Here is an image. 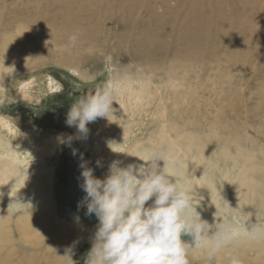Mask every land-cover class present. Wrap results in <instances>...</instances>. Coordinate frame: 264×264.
<instances>
[{
	"label": "bare ground",
	"instance_id": "6f19581e",
	"mask_svg": "<svg viewBox=\"0 0 264 264\" xmlns=\"http://www.w3.org/2000/svg\"><path fill=\"white\" fill-rule=\"evenodd\" d=\"M13 1L8 3L9 0H3L1 4L4 8H0V102L7 99V92L10 93V100L15 101L8 103L9 107L4 108L5 111L0 110V264H53L56 255L48 258L38 247L48 237L46 235L52 226V214L57 216L61 225L72 224L78 231L85 226L95 233L98 224V221L87 222L79 211L65 216L61 213L62 216L56 215L58 202L55 172L58 148L62 145L58 136L63 134L66 137L77 133H73V130L76 131L74 127H67L66 119L53 117L56 113L53 109L56 107L54 102H68L55 94L62 85L49 74H30L23 77L19 74L21 71L39 67L34 64L39 62L41 49L37 50L34 60H29L31 56L25 54L24 47L33 43L29 35L31 27L27 26L29 22H36L37 26L42 22L44 31L39 35L40 42L46 44L51 40L54 44H61L67 52L66 60L70 64L68 67L81 79H93L94 75L83 70L79 62L82 65L84 62L89 64L100 61L104 56L113 58L119 55V58H129L133 64L112 71V76L118 84L119 104L113 105L114 109L109 117L111 121L106 118L97 119L88 125V138L76 140L83 152L93 159L95 167L98 159L102 161L103 166L96 167L98 177L107 173L108 165L113 160L119 159L124 165L142 162L138 157L126 154L128 152L137 156H146L152 150L166 152L170 162L169 171L182 176L189 188L195 187L204 197L198 211L205 219L212 222L214 213L217 217L230 219L233 211L239 217L237 238L211 264H227L223 258L228 251L238 253L244 264H264V235H249L251 225H264V180L260 178V173L264 171V162H258L255 152L239 143L234 144L237 153H229L227 150V153L224 152L220 147L222 144L212 151L202 142L195 144L187 134L179 132L180 122L177 118L168 116L167 104L171 99L175 100L177 88L184 86L177 80L173 81L172 75L180 71L185 72L186 68L181 70L182 64L179 62L169 67L164 66L162 62L156 65L148 63L149 60L169 57H172V62L180 61L179 59L199 62L211 47H222L224 39L217 37L211 41L213 34H210L207 41L199 40L201 44L188 37L194 29H208V25L199 23V19L207 16V13L203 15L201 6L212 4L213 1ZM247 1L251 4L253 0ZM77 32V42L72 44L69 37ZM189 39L193 46L188 44ZM236 41L237 39L232 40L234 43ZM202 45L205 46L203 50ZM79 51L85 53L81 54ZM14 52L17 55L23 52L20 57L24 62L18 66V58H14ZM44 60L45 58L41 59L40 63ZM157 72L165 73L166 76L169 73L172 75L165 81L162 76L155 78ZM179 78L183 79L184 75L181 74ZM159 82H168L175 90L169 89V94L166 92L168 87L158 84ZM18 99L27 103L18 108ZM30 103L35 105V112L42 111L47 118L62 122L57 132L43 134L39 131L38 122L30 118L32 114H36L29 109ZM43 104L44 108H39ZM13 110L19 111L12 115L10 113ZM143 111L152 112L155 118L149 125L159 123L155 132L149 134V141H152L154 146L145 147L141 141H137L128 148H119V145L129 138L131 131L127 115L129 112L133 116L140 115ZM124 123L125 127L122 128ZM180 138L181 141L185 138L187 143L181 144ZM108 141H113L111 146L117 152L109 148ZM161 144L165 147L160 148ZM227 149L230 150V147ZM188 169L191 174L185 175ZM204 182L212 189V200L219 210L210 203L209 196L205 197ZM11 190L12 196L9 195ZM221 190H224L223 195ZM220 196L226 207L218 204ZM250 197L254 199L248 200ZM28 202L31 203V210L23 208L22 203ZM243 204L249 206V211L241 209ZM77 215L80 217L79 223L75 219ZM62 227V234L48 240L44 249L53 250L59 237L65 236L64 233L68 230ZM82 236L81 230L80 239ZM85 243L91 244V239L79 241L75 245V251L79 244ZM200 249L206 250L201 247L194 251ZM205 253L207 254V250ZM205 264H208L206 260Z\"/></svg>",
	"mask_w": 264,
	"mask_h": 264
},
{
	"label": "rangeland",
	"instance_id": "374dc122",
	"mask_svg": "<svg viewBox=\"0 0 264 264\" xmlns=\"http://www.w3.org/2000/svg\"><path fill=\"white\" fill-rule=\"evenodd\" d=\"M2 1L0 0L1 9L4 8L1 4ZM12 1L9 0L8 3ZM17 1L20 0H14L13 2L17 3ZM204 1L209 2V0ZM211 1H213L212 4L206 3L201 6L203 15L207 13V16L202 17L201 20L199 19L200 25L205 23L208 25V29L207 27L204 30L194 29L189 33L188 37L190 39L194 38V42H199L202 39L207 41L210 34H213L214 38L211 41L217 37L224 39L222 47H211L199 62L196 60L186 62L181 59H179L181 62H172L170 60L172 57H169L161 60H149L148 63L156 65L158 62H162L164 66L169 67L173 66L175 62H179L182 64L181 70L186 68L185 72H176L174 75L169 73L166 76L165 73L162 74L160 72L155 75L156 79L162 76L163 80L168 79L172 75L173 81L177 80L184 84V86L177 88L178 92L174 95L175 100L171 99L167 104L168 116L177 118L178 122H180L179 132L182 131L187 134L195 144L202 142L208 146L207 149L212 151L219 148L218 146L222 144L230 147V150H228L227 147L224 148L221 145L220 147L223 148L224 152L237 153L234 144L239 143L244 148L254 151L258 162H264V0H253L251 4L248 1L246 2V0ZM250 13H252V18H250ZM188 18H190V15H188ZM27 26L31 27L29 29L30 34H28L33 43L28 47H24L26 49L25 54H28L29 57L31 56L29 60H34L37 50L41 49L39 62L34 64V66L39 67H34L35 69H31L32 71H21L19 74H22L21 77L29 76L30 74H49L59 85H62V88L58 89L59 92L55 94L61 96L65 101L71 102L73 92H83L85 94L96 84L104 81L110 70L112 73V71L123 66H133L129 58L125 56L119 58V55H115L116 57L114 56L113 58L104 56L100 61L89 62V64L84 62L82 65V63L77 62L83 70L85 69L94 75L93 79H81L76 72L68 67L70 64L66 60L67 52L61 44H54L51 40L47 41L46 44L40 42L39 35L44 31L42 22L39 23V27L36 22H29ZM33 33H36V35H33ZM234 36H238V38ZM190 39L188 44L192 45ZM233 39H237L236 43L232 42ZM204 47L202 45L201 50ZM79 52L81 54L85 53V51ZM14 54L16 56L14 57L15 59H21L20 61L17 59V66L24 62L23 58L20 57L23 52L18 53V55L14 52ZM43 58H45V63H40ZM51 71L57 72L60 78H55L50 74ZM181 74L184 75L183 79L179 78ZM20 75H18L19 78ZM182 80L183 82H181ZM158 84L168 87L166 92L169 94H171L169 89L175 90L174 87L169 86L168 82H159ZM7 96L6 100L0 102L1 111H5L6 107H9L7 106L8 103L15 102L14 99L10 100L9 92H7ZM24 103L26 104L27 102L21 99L16 102L17 107L20 108ZM30 104L31 107L29 106V109L33 113L38 114V116L32 114L30 118L32 117L38 122L39 131L43 134L57 132L62 122L52 120L50 117L47 118L42 111L36 110L35 112V108H33L35 105L33 103ZM39 108H44V104ZM18 111L13 110L10 114L13 115ZM11 117L13 118V116ZM127 117L129 118L132 132L130 131L129 138L125 140L124 144L119 145V148H128L137 141H141L142 146L153 147L154 143L149 141V134L155 132L159 123L149 125L155 119L152 112L143 111L140 115L135 116L129 112ZM124 127L125 123L122 124V128ZM106 132L107 130L105 129L104 133ZM180 142L181 144L187 143L185 138H182V141L180 138ZM159 147L164 148L165 145L161 144ZM105 159H107L106 156ZM260 178L264 180V171L260 173ZM203 185L206 188L205 197L208 198L209 196L208 199L211 200L212 189L207 186L206 182ZM193 190H196V188L194 187ZM221 191L223 195L224 190ZM250 199L254 198L250 197L248 200ZM218 204L226 207L222 196L218 197ZM241 209L249 211L250 208L244 205ZM55 210L56 215L62 216L57 210V204ZM52 218V226L51 228L49 227L48 235H46L48 237L38 247L39 251L42 250L45 253L42 254L47 255L48 258L53 254L56 255V260L53 264H60L57 254L63 255L65 248L74 241L84 242L91 239L94 232L82 224L83 236L80 239L81 230H76L69 223L61 225L58 223L59 220L55 214H52ZM262 223L264 224V222ZM61 226L68 232L64 233V237H59L53 250L44 249L53 236L62 234ZM205 251L204 249L197 251L193 249L189 256L190 264H205V260L208 264H211L212 261L216 260V257L208 259ZM223 259L227 261L226 257Z\"/></svg>",
	"mask_w": 264,
	"mask_h": 264
},
{
	"label": "clouds",
	"instance_id": "9594fccd",
	"mask_svg": "<svg viewBox=\"0 0 264 264\" xmlns=\"http://www.w3.org/2000/svg\"><path fill=\"white\" fill-rule=\"evenodd\" d=\"M78 36V32L73 33L70 42L75 44ZM117 96L118 84L110 70L104 81L73 99L65 123L74 127L77 135L60 134V143L71 147L73 140L88 138L90 123L99 118L111 121L113 105L119 104ZM112 142L108 141V146L117 152ZM72 154L76 156L78 150L73 148ZM126 154L142 162L124 165L119 159L113 160L103 177H97L94 168L89 167L90 162L79 154L80 187L86 195L78 202V208H86V216L94 214L98 219L82 264H190L193 249L203 247L207 258L213 259L237 238L240 221L235 211L230 219L217 217L216 213L212 222L205 219L198 211L204 197L189 188L182 176L169 171L166 152L152 150L146 156ZM102 166L98 159L96 167ZM189 174L188 169L185 175ZM9 195L12 196V190ZM210 203L218 209L212 199ZM22 205L31 210L30 202ZM75 219L80 222L78 215ZM249 235H264V225H251ZM77 243L78 240L67 246L63 255L57 254L60 264H80L73 259ZM226 259L227 264H244L235 252L226 253Z\"/></svg>",
	"mask_w": 264,
	"mask_h": 264
},
{
	"label": "water",
	"instance_id": "95a60500",
	"mask_svg": "<svg viewBox=\"0 0 264 264\" xmlns=\"http://www.w3.org/2000/svg\"><path fill=\"white\" fill-rule=\"evenodd\" d=\"M51 74L55 78H60L59 74L55 71H51ZM83 93L73 92L71 102L56 104L54 100L53 107L55 109V114L53 117L65 120L66 114L73 103V99L82 95ZM19 108V107H18ZM73 133L76 134V131L73 130ZM75 148L78 150V154L73 156L72 149ZM82 153L85 160L89 161V167L94 168V174L98 177V173L96 171L95 162L93 159L85 154L83 150L80 148L76 140H73L71 147L67 146L66 144H62L58 148L57 152V163H56V185H55V192L58 202V210L62 215H69L72 212L79 211L82 213L84 219L88 222H96L98 219L93 214L91 217L86 216V208L81 207L78 208V202L82 200V198L86 195L82 188L80 187L82 183V178L80 173L82 169L79 167L80 159L79 154ZM185 239H188L187 237ZM91 244H79L77 251H75V255L73 259L80 261L82 264V257L83 255L90 249Z\"/></svg>",
	"mask_w": 264,
	"mask_h": 264
}]
</instances>
